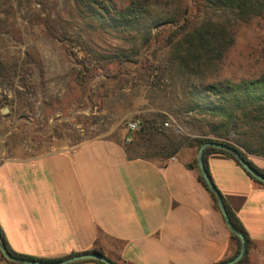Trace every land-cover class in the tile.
I'll list each match as a JSON object with an SVG mask.
<instances>
[{"label":"rangeland","instance_id":"1","mask_svg":"<svg viewBox=\"0 0 264 264\" xmlns=\"http://www.w3.org/2000/svg\"><path fill=\"white\" fill-rule=\"evenodd\" d=\"M134 1L112 0L117 10ZM156 1L175 20L145 45L95 16L101 0L93 9L78 0H0V162L94 139L128 144V124L154 117L196 137L203 118L187 114L195 89L264 77V18L238 22L202 0ZM208 21L226 24L232 45L221 59L183 68L184 36Z\"/></svg>","mask_w":264,"mask_h":264},{"label":"crops","instance_id":"2","mask_svg":"<svg viewBox=\"0 0 264 264\" xmlns=\"http://www.w3.org/2000/svg\"><path fill=\"white\" fill-rule=\"evenodd\" d=\"M248 158L264 170V158ZM197 161L191 148L164 163L132 160L109 138L10 157L0 162V228L15 253L41 261L97 251L116 264L226 262L237 245ZM207 161L252 241L250 264H264V187L226 155ZM0 264L12 263L0 253Z\"/></svg>","mask_w":264,"mask_h":264},{"label":"trees","instance_id":"3","mask_svg":"<svg viewBox=\"0 0 264 264\" xmlns=\"http://www.w3.org/2000/svg\"><path fill=\"white\" fill-rule=\"evenodd\" d=\"M78 1L84 5L87 3L90 9H93L95 5H99V0ZM101 1L105 3V6L95 7L92 11L95 16L103 19L113 29L134 34L142 39L145 45L152 40L153 32L156 29L173 24L175 20V17H167L163 11L157 8L156 0L134 1L123 10H117L112 0ZM202 2L208 9L231 14L238 22L264 18V0H202ZM232 42L233 37L226 24L216 25L212 21H208L202 28L188 32L184 36V43L181 44V51L184 52V55L179 54L178 56L180 65L187 68L190 59H193V64L201 61L206 64L212 63L214 59L222 58ZM122 58V56H113V59ZM189 105L191 106L187 109V114L195 112L203 118L202 120L194 119L199 123V126L194 125L198 136H184L165 129L163 123L159 124L157 118L154 117L152 120H145L144 127L140 131L131 132L133 137L129 138V143L123 144L129 158L164 163L184 148H191L198 152L205 143L218 142L235 148L254 169L264 176V170L258 168L248 158V155L264 158V77L240 82L226 80L208 84L201 92L195 89ZM188 124L191 125V123ZM214 153L226 155L234 160L254 182L264 187L263 183L253 178L242 167L234 155L219 149L208 148L204 153V161L209 174L207 159ZM196 167H198V161ZM200 180L212 193L202 174ZM212 196L219 207L213 193ZM224 202L233 228L245 235L247 240L246 254L238 264H250L248 254L252 241L244 225L225 199ZM0 234L4 246L11 255L18 258L37 260L15 253L10 248L1 228ZM231 238L236 243L237 250L229 260L234 259L241 251V242L238 236L231 232ZM2 259L17 264L8 261L3 255ZM88 262L104 264L98 261H82L75 264ZM114 264L116 263L114 262Z\"/></svg>","mask_w":264,"mask_h":264},{"label":"water","instance_id":"4","mask_svg":"<svg viewBox=\"0 0 264 264\" xmlns=\"http://www.w3.org/2000/svg\"><path fill=\"white\" fill-rule=\"evenodd\" d=\"M208 148H214V149H219L223 150L226 152L231 153L232 155L235 156V158L238 160V162L242 165V167L256 180L264 184V176L260 174L256 169H254L249 162H247L243 156L233 147L218 143V142H207L205 143L198 151V164L199 168L201 170V173L209 187V189L212 191V193L215 195L216 200L219 204L220 210L227 222L228 227L230 228L231 232L236 234L238 238L240 239L241 242V251L239 255H237L234 259L220 263V264H238L245 256L246 250H247V240L245 235L237 232L231 223V219L227 210V207L225 205L224 199L217 189L214 181L212 180L211 175L209 174L205 161H204V153L206 149ZM0 252L1 254L10 262H14L17 264H75L78 262L82 261H98L102 262L104 264H114V262L110 259H108L106 256L99 252H88L84 254H78L76 256H72L69 258H66L64 260L56 261V262H46V261H41V260H31V259H24V258H18L9 253L7 248L4 246L2 240H1V234H0Z\"/></svg>","mask_w":264,"mask_h":264},{"label":"built area","instance_id":"5","mask_svg":"<svg viewBox=\"0 0 264 264\" xmlns=\"http://www.w3.org/2000/svg\"><path fill=\"white\" fill-rule=\"evenodd\" d=\"M164 126L169 127V123H165ZM127 127L130 132H137V131H140L144 127V123L141 120H136V121L130 122Z\"/></svg>","mask_w":264,"mask_h":264}]
</instances>
